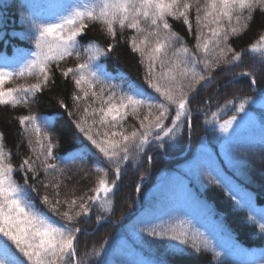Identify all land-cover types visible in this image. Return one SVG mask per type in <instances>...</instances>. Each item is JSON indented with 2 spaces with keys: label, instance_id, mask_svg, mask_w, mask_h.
<instances>
[{
  "label": "snow or ice",
  "instance_id": "snow-or-ice-1",
  "mask_svg": "<svg viewBox=\"0 0 264 264\" xmlns=\"http://www.w3.org/2000/svg\"><path fill=\"white\" fill-rule=\"evenodd\" d=\"M257 10L264 15V0H73L61 14L30 18L26 38H30L33 50L13 60H0V106L29 108L39 95L57 87L56 72L63 82L71 83L72 91L70 97L57 99L49 114L29 111L18 117L20 135L27 138L30 152L18 167L10 162L11 153L5 150L0 132V235L10 242L0 240V264H89L90 260L107 264L100 259L106 254L107 238L98 249L78 252L79 236L87 231L78 226L81 219H90L98 207L103 214L96 217V225L110 222L114 196L127 166L136 163V157H144L153 145L165 151L185 133L191 139L192 101L200 89L216 82L214 73L238 67L249 53L264 65V34L240 50L231 43L249 28ZM170 18L183 22L194 37L192 47L173 30ZM93 23L101 26L109 41L103 46L87 38V29ZM126 30L132 34L125 37ZM121 43L139 57L144 68L143 84L129 82L125 87L124 83H114L117 76L101 63ZM69 58L75 63L62 66ZM231 75L232 81L227 83L246 77L257 95L233 96L212 112L210 99H206L205 107L195 110L205 117L204 125L221 134L226 146L233 140L234 125L249 117V104H264V83L257 87L256 71ZM28 79L34 82L5 87L6 83ZM233 109V115L221 120L226 110ZM129 115L135 117L138 127H125ZM65 129L73 130L75 152L62 156L59 148ZM200 153L202 159L193 165L197 175L202 172L210 184L220 187L241 209H247L248 221L264 234V210L257 220L251 196L214 166L203 142ZM78 156L94 158L92 167L102 175L87 192L76 195L73 188L61 199L66 181L72 180L61 165ZM101 157L107 168L101 166ZM147 160L151 162L153 156L147 155ZM17 171L22 173V184L14 179ZM41 172L43 180L39 179ZM30 179L34 183H29ZM141 187L137 184L135 191L139 193ZM197 204L207 207L204 201ZM139 232L165 243L174 255H182L186 248L197 253L211 250L215 257L222 255L207 233L195 228L190 219L173 221L169 216L166 222L156 218Z\"/></svg>",
  "mask_w": 264,
  "mask_h": 264
},
{
  "label": "trees",
  "instance_id": "trees-1",
  "mask_svg": "<svg viewBox=\"0 0 264 264\" xmlns=\"http://www.w3.org/2000/svg\"><path fill=\"white\" fill-rule=\"evenodd\" d=\"M71 3L73 0H0V60H13L21 53L33 50L30 38H26L27 21L30 18L39 19L61 14ZM169 22L183 41L192 47L195 43L194 37L188 34L183 22L171 18ZM131 34L126 30L124 36ZM261 34H264V15L257 10L249 28L238 38H234L231 43L236 50H240L253 43ZM87 38L95 39L101 46L109 42L103 35L101 26L95 23L89 24ZM176 47H179V43ZM74 63L75 61L69 58L62 66H72ZM101 63L109 73L117 76L114 83H124L125 87L129 82L143 84L144 68L139 63V57L132 54L125 44L118 45L109 58L101 59ZM244 70H253L258 73V88L264 83V65H261L258 57L251 53L243 57V62L238 67L233 66L231 69L226 68L224 72L214 73L217 77L216 82L200 89L192 101L194 134L191 139H188L185 133L174 147H169L165 151H158L153 145L144 157H136V163H130L127 166V171L122 173L120 186L114 196L115 205L110 214V222L96 225V217L103 214L98 207L93 210L90 219H81L78 226L87 231L79 236L78 252L80 254L90 252L93 247L98 249L107 238L106 254H102L100 258L107 264H127V262L149 264L148 262L157 263L161 260H167L168 264H259L264 262V234L259 232L255 224L248 221V210L241 209L225 195L220 187L210 184L208 177L202 172L197 175V170L193 166L202 159L200 144L203 142L216 156V162L221 163L219 165L222 166L223 175L239 188L251 191L256 205H264V141L247 142L241 138L232 140L226 146L227 156L231 159V168H227L218 154L220 140L217 131L204 125L205 117L197 115L195 111L197 108L205 107L203 101L206 99H210L209 111L212 112L217 110V105H223L225 100L232 99L233 96L241 98L256 96L257 90L250 85L246 77L227 83L232 81L233 72L239 73ZM55 78L57 87L39 95L37 102L32 103L29 108L0 106L2 142L5 150L11 153L10 162L15 167L19 166L25 155L30 154L27 138L20 135L21 126L18 117L27 115L29 111L49 114L53 112L57 99L70 97L71 83L63 82L59 72L55 73ZM31 82L34 80H16L14 83H6L5 87ZM145 88H147L146 85ZM66 102L71 104L70 99ZM144 111L142 110V114ZM233 114L234 109L226 110L221 115V120ZM260 118L264 120V115L261 114ZM132 126L139 125L135 117L129 115L125 127L130 129ZM72 133V129L63 131L59 148V154L62 156L67 155L68 151L75 152ZM147 155L153 156L151 162H148ZM211 161L215 163L212 158ZM94 163V158L80 159L78 156L74 161L61 165L72 177L71 181H66L67 187L62 189L61 199L64 198V193H71L73 188L76 189V195H80L81 192H87L95 186V181L102 173L94 170L92 167ZM101 166L108 167L102 157ZM141 176L143 180L146 179V182L141 181ZM44 178L41 172L39 179ZM112 178L110 174L109 179ZM161 178L162 184L157 185ZM14 179L22 184V173L15 172ZM29 183L34 181L30 179ZM137 184H142L139 193L135 191ZM40 191L43 194V189ZM185 193L189 195L186 196ZM28 198H31V195ZM197 201H204L207 207L199 206ZM210 214L215 220L209 219ZM254 214L259 220L260 211ZM169 216L173 221L178 218L190 219L195 228L207 233L216 251L221 252L222 255L215 257V253L211 250H201L197 253L191 248H186L182 255H174L165 243L153 240L139 232V229L148 221L163 218L167 222ZM213 222H220L221 228L218 230L213 228L211 224ZM0 240L10 245L7 238L2 235ZM252 256H254L253 260L247 259ZM89 264H94V261L90 260Z\"/></svg>",
  "mask_w": 264,
  "mask_h": 264
},
{
  "label": "rangeland",
  "instance_id": "rangeland-1",
  "mask_svg": "<svg viewBox=\"0 0 264 264\" xmlns=\"http://www.w3.org/2000/svg\"><path fill=\"white\" fill-rule=\"evenodd\" d=\"M248 112H249L248 118H246L242 121H239L237 125H234L235 131L233 134V140L237 139V138H241L247 142H252L255 140L264 141V120H262L260 118L261 114L264 115V104H261L259 102L257 104H249ZM217 134H218V137L220 140L219 145H218V154L222 159L223 165L227 168H231V161H230L231 159L227 156L226 145L223 142V140L221 138V134L218 131H217ZM210 153H211L212 160H215L214 166L219 171L223 172L222 166L219 165L220 162H216V156L213 155L211 150H210ZM163 177L164 176H162V178ZM162 178L159 180L157 185L162 184ZM239 189L241 190V192L247 193L248 195L251 196L252 203H253L255 209L257 210V212H259L260 210H264V205H256L255 204L253 193L251 191L244 189V188H239ZM209 219L215 220L214 217L212 216V214L209 215ZM211 224L213 225V228H217V230L221 228L220 222H213ZM252 258H254V256L247 257V259H249V260H251ZM148 263L149 264H157L154 262H148ZM259 264H264V262L259 263Z\"/></svg>",
  "mask_w": 264,
  "mask_h": 264
}]
</instances>
